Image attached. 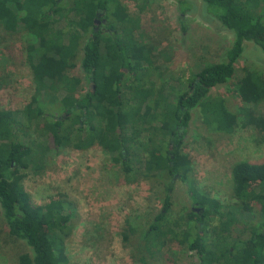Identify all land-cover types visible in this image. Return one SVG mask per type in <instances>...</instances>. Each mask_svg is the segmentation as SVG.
<instances>
[{"label": "trees", "instance_id": "trees-1", "mask_svg": "<svg viewBox=\"0 0 264 264\" xmlns=\"http://www.w3.org/2000/svg\"><path fill=\"white\" fill-rule=\"evenodd\" d=\"M70 1L0 0V29L27 35L37 84L23 109L0 118V205L10 234L32 250L19 256V264H67L63 255L75 217L69 211L74 202L63 198L38 204L24 180L29 171L47 168L67 145L86 147L91 132L99 133L96 139L126 175L140 170L130 163L139 162V154L157 152L154 163L143 168L161 180L162 207L147 226L130 224L145 242L144 253L132 264H152L174 240L183 253L195 251L199 264H223L227 259L232 264H264V159L233 165L235 198L224 203L197 188L191 158L182 153L192 112L207 103L211 104L207 119L218 130L264 129V115L255 108L264 102L257 80L245 88L235 110L227 107L224 98L210 97L213 87L234 79L245 42H254L264 53V0H202L206 12L233 32L224 59L205 62L186 86L165 79L150 87L144 99L135 92L164 72L151 66L153 57L148 48L140 49L144 45L139 39L129 48L139 21L132 20L120 0ZM178 1L182 13L193 9L194 3ZM68 3L69 14L57 17L58 9ZM100 11L114 19L108 21L110 32L105 33L95 20L82 30ZM111 45L117 47L115 56L107 50ZM79 51L80 70L90 84L82 97L76 95L77 79L69 74ZM168 88L170 93H165ZM216 119L220 122L213 125ZM160 120L166 126L154 127ZM137 130L146 134L142 140L133 137ZM179 179L187 184L193 207H198L186 211L181 220L173 217Z\"/></svg>", "mask_w": 264, "mask_h": 264}, {"label": "rangeland", "instance_id": "rangeland-1", "mask_svg": "<svg viewBox=\"0 0 264 264\" xmlns=\"http://www.w3.org/2000/svg\"><path fill=\"white\" fill-rule=\"evenodd\" d=\"M120 1L132 20L139 21L140 25L135 39L128 41L129 48L135 47L139 39L140 45H144L140 49L148 48L153 57L151 66L157 72L159 69L164 72L153 75L146 87L135 92L141 99L149 96L150 87L163 84L165 79L173 85L186 86L205 62L223 60L232 45L233 32L206 12L202 0H187L194 5L184 13L178 0ZM70 2L73 4L75 0ZM69 7V3L67 7H60L57 17L67 16ZM105 16L107 21L114 20L107 12ZM93 22V18L87 20L81 29L92 27ZM82 38L85 40V35ZM107 50L115 56L117 47L111 45ZM31 51L32 45L24 32L0 29V118L23 109L36 91ZM78 53L69 74L77 79L76 95L82 97L90 84L80 70L82 51ZM235 67L234 79L213 87L210 92L211 98H224L232 110L242 103L243 91L254 81L257 80L264 90L263 51L254 42H245L244 52ZM164 92L170 93V89ZM210 105L207 103L192 112L182 153L191 158L197 188L229 203L235 198L233 165L241 160L264 159V129L248 127L232 133L218 130L207 119ZM255 108L264 115L263 101ZM219 122L220 119H216L213 125ZM162 123L166 126L164 120L153 126ZM21 135L19 131L16 137ZM96 135L99 133H89L84 148L78 143L67 145L44 170L29 171L24 186L41 205L63 198L74 202L75 207H69L71 213L75 212L71 230L65 228L71 232L65 241L63 255L67 264H132L144 253L145 242L137 231L130 230V224L147 226L162 207L161 180L143 168L145 163H154L157 152L147 153V156L139 154V162L130 163L132 167H139L135 171L140 170L137 174L126 175L119 164L112 162ZM133 135L138 140L146 136L139 130ZM173 200V217L181 220L193 205L187 184L180 179L175 182ZM182 250L175 240L171 241L163 256L157 255L152 264H199L195 251L183 253ZM31 252L24 240L10 234L0 205V264H19V256ZM223 264H232V261L227 259Z\"/></svg>", "mask_w": 264, "mask_h": 264}, {"label": "flooded vegetation", "instance_id": "flooded-vegetation-1", "mask_svg": "<svg viewBox=\"0 0 264 264\" xmlns=\"http://www.w3.org/2000/svg\"><path fill=\"white\" fill-rule=\"evenodd\" d=\"M98 17L95 18V23L98 25V27H100L105 33L110 32L109 31V22L107 21V18L104 16V12H99ZM194 209H198V207L194 206Z\"/></svg>", "mask_w": 264, "mask_h": 264}]
</instances>
